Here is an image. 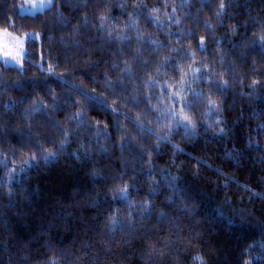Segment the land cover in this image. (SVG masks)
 Segmentation results:
<instances>
[{
  "label": "clouds",
  "instance_id": "clouds-1",
  "mask_svg": "<svg viewBox=\"0 0 264 264\" xmlns=\"http://www.w3.org/2000/svg\"><path fill=\"white\" fill-rule=\"evenodd\" d=\"M253 4L215 0L217 22L227 8L264 37ZM203 35L197 47L170 42L183 60L164 72V57L131 96L57 79L48 103L26 95L18 116L0 115V264H214L212 234L264 233V220L227 196L243 186L264 216V42L217 47L209 59L198 53ZM245 172L261 191L240 184Z\"/></svg>",
  "mask_w": 264,
  "mask_h": 264
},
{
  "label": "trees",
  "instance_id": "trees-1",
  "mask_svg": "<svg viewBox=\"0 0 264 264\" xmlns=\"http://www.w3.org/2000/svg\"><path fill=\"white\" fill-rule=\"evenodd\" d=\"M21 2L0 0V30L18 35L36 32L41 39L32 43L26 41L27 55L22 67L6 65L0 60V115L6 113V120L19 115L16 106L26 95L31 101L39 99L48 103L52 99L50 92L61 91L58 84L51 83L57 79L74 82L92 94H108L109 85H114V92L131 96L134 89L141 88V78L154 74L164 57H167L161 68L164 72H171L177 62L183 60L184 49L177 47L176 51H171L170 42L179 45L190 41L193 47H197L201 32L205 46L199 48L198 53L209 59L215 55L217 47L231 49L232 45L242 41L259 43L261 39L260 36H252V32L259 29V24L246 29L242 18L233 19L229 15L230 9L226 8L217 22L215 0H190L187 4L184 0H72L71 4L56 0L49 10L32 17L18 14ZM253 7V15L259 12V18L264 19V4L254 0ZM205 20L213 27L209 28ZM230 24L237 26L236 36L230 33ZM152 39L158 43L153 45ZM50 65L53 66L52 73L48 71ZM126 67L127 74L124 71ZM45 81L50 82L48 91L43 90ZM117 81H122V84ZM17 82L30 86L26 91H20L12 87ZM34 82H39L35 90L31 86ZM66 114L61 113L58 119H63ZM89 115L109 126L112 123L102 110H90ZM11 122L16 123L15 120ZM12 143H15V138ZM257 178L256 174L249 176L247 172L237 177L241 185L247 184L248 188L261 191ZM212 179L216 177L212 175ZM219 195L223 198L224 193ZM249 195L243 186L227 193L233 205L248 204L253 213L264 220V216L250 203ZM158 235L163 236L164 233ZM149 239L156 242L154 237ZM147 242V239L142 240L138 246L146 247ZM208 244L214 264H244L248 259L252 264H264V233H250L242 239L231 240L212 234ZM132 264L139 262L133 260Z\"/></svg>",
  "mask_w": 264,
  "mask_h": 264
},
{
  "label": "rangeland",
  "instance_id": "rangeland-1",
  "mask_svg": "<svg viewBox=\"0 0 264 264\" xmlns=\"http://www.w3.org/2000/svg\"><path fill=\"white\" fill-rule=\"evenodd\" d=\"M48 2L49 0H22L18 10L25 7L35 8L37 5H44ZM30 34L35 36L38 33L28 32L23 35H18L11 31L0 30V60L6 65L15 66L18 68L22 67L25 57L24 54L27 52L26 41ZM38 36L39 38L36 40L39 42L41 36L39 34ZM17 60H20L21 63H17ZM5 61H7V63H5Z\"/></svg>",
  "mask_w": 264,
  "mask_h": 264
},
{
  "label": "snow or ice",
  "instance_id": "snow-or-ice-1",
  "mask_svg": "<svg viewBox=\"0 0 264 264\" xmlns=\"http://www.w3.org/2000/svg\"><path fill=\"white\" fill-rule=\"evenodd\" d=\"M64 2L66 4H71L72 3V0H64ZM189 2H190V0H184V3L185 4H187ZM55 3H56V0H49V2L47 4L37 5L35 8L25 7V8L19 9L18 10V14L24 15L25 17H32V16H35V15H39L42 11L49 10L52 6L55 5ZM153 11H157V10L156 9H153ZM101 19L103 20L104 18L101 17ZM38 38H39L38 34L35 35V36H33V35L30 34L27 37V40L30 43H32V42H34ZM124 38L126 39V37H124ZM138 39H139V37H138ZM261 41L264 42V37H261ZM151 43L153 45H156L157 44V42H155V41H151ZM24 55H27V54H24ZM5 63H7V61H5ZM17 63H21V61L20 60H17ZM114 67H115V65H114ZM41 70H43V69H41ZM48 71H49V73H52L53 72V66L50 65ZM124 71H125L126 74L128 73L127 67L124 69ZM117 83H121L122 84V81H117ZM113 88H114V85H109V90H112Z\"/></svg>",
  "mask_w": 264,
  "mask_h": 264
}]
</instances>
